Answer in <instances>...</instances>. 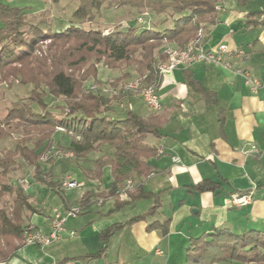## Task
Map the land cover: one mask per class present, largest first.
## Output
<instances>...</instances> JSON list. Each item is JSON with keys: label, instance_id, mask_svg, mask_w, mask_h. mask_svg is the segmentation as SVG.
Here are the masks:
<instances>
[{"label": "trees", "instance_id": "trees-1", "mask_svg": "<svg viewBox=\"0 0 264 264\" xmlns=\"http://www.w3.org/2000/svg\"><path fill=\"white\" fill-rule=\"evenodd\" d=\"M107 1L79 0L68 17L71 25L60 32L43 30L40 24L33 26L24 8L0 2V82L17 80L32 86L31 98L36 105L19 106L5 118L0 117V140L11 136L13 131L21 136L15 148L4 150L0 158V200L5 195L12 196L16 205V211L8 217L0 212V264H8L25 246V231L31 224L27 218L29 224L25 226L22 213H39L26 191L21 186L15 189L9 177L21 165L31 168L33 178L59 195L65 205H68L66 189L52 170L45 172L43 162L53 161L54 155L64 157L60 153H72L73 157L66 159L88 180L98 181L104 169L110 168V187L103 192L84 193L80 199L82 211L101 199L102 202L114 200L110 213L121 212L142 201L150 202L143 214L104 230L100 239L105 243L118 232L155 218L163 208V196L169 190L147 192L143 180L157 174L149 160L158 155V148L147 139L150 135L161 137L165 120L150 109L146 117L134 111L126 101L138 96L136 93L104 92L109 82L98 79V66L102 64L110 70H122L123 66L133 69L132 74L128 72L115 79L114 87L130 82L136 74L134 80L153 86L157 92L162 78L160 66L169 60L168 46L175 44L177 49H184L201 31L204 35L207 25L217 22L218 0H125L118 5L137 9V16L128 23L108 30L76 26L105 16L113 8L110 4L104 6ZM165 14L169 16L167 22L153 26V18ZM139 19L144 23H139ZM89 80L92 84L87 87ZM47 95L60 100L59 104L50 107L44 100ZM58 133L64 139L55 142ZM93 154L99 157L90 159ZM128 181H132V189L127 188ZM220 186L204 180L191 189L198 193H218ZM170 224V218L162 223L154 220L147 229L159 230L166 236ZM238 263L264 264L263 232L248 230L237 234L231 229L214 228L211 233L190 238L185 264Z\"/></svg>", "mask_w": 264, "mask_h": 264}, {"label": "crops", "instance_id": "crops-1", "mask_svg": "<svg viewBox=\"0 0 264 264\" xmlns=\"http://www.w3.org/2000/svg\"><path fill=\"white\" fill-rule=\"evenodd\" d=\"M0 2L20 7L5 0ZM26 7L20 8L26 10ZM216 7L217 22L207 25L202 45L206 50L214 51L226 45L229 52L224 59L229 61L231 68L227 69L223 64L180 67L162 77L157 90L162 103V109L157 114L164 118L165 124L161 137L150 135L147 140L158 150L162 149L163 154L149 160L157 174L144 179L143 183L147 192L169 190L163 196V208L159 213L161 215L171 210L166 218L171 219L168 235L147 229L158 214L155 218L118 232L107 243L102 242L100 234L104 230L134 216L120 220L122 218L118 216L125 209L110 213L114 200L105 199L99 205L101 199L95 201L98 208L92 214L94 218H89L91 207L76 218L78 220L83 215L84 218L88 217V228L84 226L83 232L79 233L71 229H78L81 223L69 226L63 239L58 241L70 240L80 234L75 252L69 254L56 246L54 251L39 255L38 246H24L8 264H66L71 259L81 261L104 246L106 251L102 259L108 261L109 252L116 245L120 246L119 250L123 246L126 249L130 245L135 246L139 254L123 256L117 252L116 260L106 264H155L153 260L157 262L164 256L161 244L168 252L179 244L188 247L190 238L184 230L196 227L198 223H201V228L205 227L200 235L211 233L214 228L231 229L237 234L248 230L264 233V0H218ZM52 24L58 31L69 27L64 19H54ZM168 48L178 47L171 44ZM238 70L260 82V89L256 93L245 84L241 75L236 74ZM120 74L121 71H117L115 78H119ZM126 103L144 117L151 112L139 96H133ZM251 146H256L260 155H248L246 152ZM204 180L221 184L220 191L198 193L191 189ZM89 182L96 186L94 190H98V187L103 191L108 190L101 181ZM84 193L86 191L81 193L80 198ZM240 193L250 194L252 203L244 207L230 205V199ZM195 195L210 202L195 203L192 201ZM176 197H179V201L174 205L173 198ZM67 201L68 205L64 208L68 211L71 204ZM193 208L197 210L194 212ZM53 211L46 216L41 211L32 215L31 225L49 233ZM71 232L75 233L74 236L70 235ZM130 235L136 237L130 240ZM125 236L128 239L124 242ZM92 238L98 239L94 246L91 244ZM101 260L95 264H101Z\"/></svg>", "mask_w": 264, "mask_h": 264}, {"label": "rangeland", "instance_id": "rangeland-1", "mask_svg": "<svg viewBox=\"0 0 264 264\" xmlns=\"http://www.w3.org/2000/svg\"><path fill=\"white\" fill-rule=\"evenodd\" d=\"M6 2L13 3V4H19L20 7H26L27 17L30 21L31 25L36 26L38 24L41 29L46 30H52L53 32H60L58 30H55L54 25L52 24L54 19H64L68 22L69 26L71 23L68 21L69 14L78 6L79 0H58L57 3H54L53 0H5ZM125 0H109L105 2L104 6L109 7L110 5H113V8L106 11L105 16L103 17H96L93 22L88 23L85 22L83 24H77L78 27L83 28H89L93 27V29L102 28L105 30H108L120 23H128L129 19H132L133 17L137 16V9H132L130 7H121L118 5V3H121ZM144 12V11H143ZM151 12V11H150ZM148 15H150L148 13ZM168 15H159L155 16L153 18L154 24L153 26L159 27L162 23H166L168 19ZM127 21V22H126ZM140 23V22H139ZM152 24V23H151ZM47 45V44H46ZM43 47V45L41 46ZM45 47V46H44ZM100 69V70H99ZM110 73H109V72ZM119 73L121 71L120 76H122L125 73L130 72L133 73L132 68H124L122 67V70H114L111 71L110 69L104 67L102 64L98 66V79H100L103 82L115 80L116 73ZM111 73H114L112 75ZM136 74H133L131 81L136 79ZM92 84V81L89 80L86 82V86L89 87ZM32 94V86L30 85H23L22 83H19V81H11L9 83H1L0 82V117L5 118L6 115L13 109H18V107L29 105L30 107H36L34 104L35 102L32 101L31 98ZM45 102L51 106L58 105L60 100L55 99L51 96H46L44 98ZM33 103V104H32ZM13 112V111H12ZM54 113L56 115H60V111L57 109H54ZM14 132V131H13ZM11 133V136L6 137L3 140H0V158L1 154L4 150H12L16 146V141L21 139L20 134L18 132ZM64 138L61 136L60 133L56 134L55 136V142L61 141ZM64 142V141H63ZM29 145L32 146L30 143ZM48 155L45 156L44 161H46ZM99 157L98 154H93L90 156V159H95ZM54 160L51 162H43V168L45 172L53 171L54 175L56 177V180L60 183L63 182V178L66 176H72L76 181L83 182L85 184L84 188L81 190L73 189V190H66L65 196L69 200L71 207L69 209L74 210H80L81 214L84 213V211L81 210L80 205V195L82 192L86 191H94L97 193L102 192L101 187H98V190H94L93 188L96 187L94 184L89 182V180L84 176V174L81 171H78L77 168H75L72 161H69L66 159V157L60 158L59 156L54 155ZM13 186L15 189H20L19 182L25 181L28 185V190L25 192L26 195L30 197V202L40 211L44 216L49 215V213L52 212L53 209L58 208L60 212L64 213L67 211V209L64 208L65 204L63 203L62 199L59 195L52 192L47 186L42 185L38 183L33 178V170L29 168L26 165H21L20 168L15 170L13 173L9 175ZM90 181H96V180H90ZM112 182V177L109 168H105L103 172V176L101 179L102 186L104 188H109ZM90 183L92 185H90ZM150 190V187H148ZM12 196L5 195L3 196V199L0 200V212H4V214L10 216L13 211L16 210V205L13 204ZM99 201V200H97ZM179 201V197L173 198V204L176 205ZM192 201L195 203H199L200 201L204 202L203 204H208L210 200L198 197L197 195L192 197ZM213 202V201H212ZM94 205V206H93ZM91 207V216L89 218H94L95 216H92L94 211L98 208L97 203L93 204ZM150 202L142 201L139 202L137 205H135L132 208L125 209L118 217L122 218L120 220L128 219L132 216L141 214L146 211V209L149 207ZM206 206V205H204ZM57 209V210H58ZM197 209L193 208V211L195 212ZM39 211V212H40ZM171 213V210L165 211L163 214H159L155 219L160 221L161 223L164 222V220L169 216ZM165 214V215H164ZM80 215V214H79ZM78 215V216H79ZM23 219H26L25 226L29 224L27 221V218H30L32 215L27 211L22 213ZM77 216V217H78ZM84 216V215H83ZM81 216L78 220L75 218H70L64 228H68L69 226L74 227L75 225L79 224L78 229H71V230H77L79 233L83 232L82 230L85 228H88V217ZM196 217V216H194ZM75 221H77V224H75ZM83 221V223H82ZM87 225H85L86 223ZM31 224V223H30ZM84 224V225H83ZM201 223H198L196 227L192 228H185L184 233H186L188 238H194L199 236L201 233L205 231V227L201 228ZM83 225V226H82ZM200 225V227H199ZM79 235L76 238H72L70 240H65L61 242H55L49 246H38V253L39 255L43 254L45 255L47 252L54 251V247H58L59 249L64 250V252L71 253V251L75 252V246L78 242ZM136 236L130 235V240L135 238ZM129 238V235H128ZM127 236H125V240L128 239ZM98 242V239L94 240L92 238L91 244L94 246ZM117 243V242H115ZM187 244V241L185 242ZM24 244V239H23ZM56 247V248H57ZM183 244L176 245V247L173 249L172 252H168L166 247L163 246V244L160 245V248H162L164 251V256L159 258L156 261H152L155 264H185V248ZM120 246L116 245L115 248H112V251L109 252L108 255V261L106 259H102L105 254V249L103 248L101 250H98L95 253H92L90 255H86L84 258L81 259V261H78L80 259H71L67 263L72 264H78L76 262H80V264H95L98 260H101V264H106L107 262L110 263V261L116 260L115 255H117V252H121V255L129 254H139L137 253V248L134 246V248L130 245L127 249L126 246H123L119 250ZM114 249V250H113ZM127 251H126V250ZM119 250V251H118ZM156 260V259H155ZM66 263V264H67Z\"/></svg>", "mask_w": 264, "mask_h": 264}, {"label": "built area", "instance_id": "built-area-1", "mask_svg": "<svg viewBox=\"0 0 264 264\" xmlns=\"http://www.w3.org/2000/svg\"><path fill=\"white\" fill-rule=\"evenodd\" d=\"M140 23H144L143 19H139ZM203 33H199L197 39L188 45L184 49H168L167 55L169 60L160 66L161 77H166L174 70L180 67H190L194 64H223L227 69L231 68L229 61L224 59V55L228 54V47L226 45L219 46L217 51L206 50L202 45ZM242 54V53H241ZM236 74L241 75L244 78L245 84L251 88V90L256 93L260 89V82L252 78L248 73L243 71H236ZM114 80L109 81L108 86L104 88V92L108 94H118L119 91H129L138 94L142 99L145 106L153 112L158 113L162 109V103L160 98L153 86H146L140 80H134L127 83H121L117 87L112 86ZM95 89V87L93 86ZM248 155L258 156L260 155V150L256 146H251L250 150L246 152ZM163 154V150H158V156ZM61 156L66 158L73 157L72 153H63ZM177 161V159H174ZM20 186L24 191L28 190V185L25 181L19 182ZM85 184L83 182L76 181L72 176H67L63 179L62 187L66 190L84 188ZM127 188L132 189V181L127 182ZM102 201L98 202L100 205ZM230 205L234 207H244L252 203V196L250 194L245 195H234L230 201ZM80 210L70 209L64 213L57 209H54L51 218V230L49 233H44L40 229L33 225H29L26 228L24 235V245L25 246H49L55 242L63 239V234L65 233V224L70 218H75L80 214ZM74 232L70 235L74 236Z\"/></svg>", "mask_w": 264, "mask_h": 264}]
</instances>
